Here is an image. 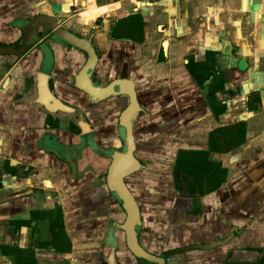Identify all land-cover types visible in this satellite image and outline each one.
I'll return each mask as SVG.
<instances>
[{
	"label": "crops",
	"instance_id": "crops-1",
	"mask_svg": "<svg viewBox=\"0 0 264 264\" xmlns=\"http://www.w3.org/2000/svg\"><path fill=\"white\" fill-rule=\"evenodd\" d=\"M44 10L92 38L101 74L132 78L152 114L135 126L137 155L154 175L139 192L160 195L155 208L144 204L143 244L178 249L173 264H258L264 257V0H0V43L12 45L19 20ZM40 62L37 47L21 56L0 54V264H31L30 251L36 264H106L108 228L123 219L99 184L106 159L83 148L78 166L73 159L65 165L58 141L46 142L43 115L15 101L18 90H29L25 77ZM242 122L244 139L230 147L240 134L225 130ZM54 132L62 144L68 139ZM178 152L208 154L222 182L199 199H165L160 179Z\"/></svg>",
	"mask_w": 264,
	"mask_h": 264
},
{
	"label": "flooded vegetation",
	"instance_id": "flooded-vegetation-1",
	"mask_svg": "<svg viewBox=\"0 0 264 264\" xmlns=\"http://www.w3.org/2000/svg\"><path fill=\"white\" fill-rule=\"evenodd\" d=\"M61 26L66 27L78 36L85 37L92 45L97 58L93 69H90V67L85 69V66L90 59V55L86 50L63 42L57 38H51V35L53 34L51 30H47L43 35H41L40 39L31 44L21 55H24L31 49L37 47L42 55V63L45 67V72L49 75L48 83L50 89L55 96L73 109H67L68 112L63 111L57 118L50 113L40 112V109H36L35 112L41 113L44 117V126L47 131V133H44V136L47 135V137H45L48 145H52L54 147L55 145L52 141L59 140V136L58 140L55 138L54 131H60L59 134L62 133L63 137L76 142H70V140L62 137L61 138L65 140H63V144L58 142V145L61 147V159L65 165L68 166L73 159L75 166H78L79 161L83 158V148H90L92 156L96 159H106V164H104L98 180H100L99 184L103 185L108 190V195L112 196L116 203L119 204L118 208H120L123 212V219L117 222L122 223L125 218L124 211L120 205V201L108 188L107 175L115 151L123 153L126 151L127 132L125 127L121 125V117L130 106L131 98L129 93L131 90L134 89L140 106L138 114L133 121V134L135 139V126L137 125L138 120L146 116L152 117V114L143 106L141 102L142 98L139 95L137 86L132 78L121 72H117L110 77H105L101 74L99 70L101 52L97 45H95L92 38L88 35L86 36L78 32H74L65 25L61 24ZM19 30L20 35L12 45L16 44L23 35L24 29L19 28ZM62 61L63 63L65 61L67 62L65 67H62ZM37 72L38 71H35L33 74L25 77L27 78L30 90L36 86ZM57 73H61V75L57 77ZM56 82H59L58 89L56 87ZM36 90H38V87ZM51 133H54V136H52ZM73 148L75 151H73ZM138 152L139 145L136 149V155ZM183 154L181 153L179 155L178 152V156L175 157L173 162L172 180L174 192L176 194L175 197L185 201L199 199V196L201 197V195L208 191L209 182H205L204 180L199 181L195 175L189 174V172H187L184 168L178 167V161L185 160L184 157L190 158V154L187 152L184 156ZM207 157L208 154H206L205 158ZM137 158L140 160L142 165L148 167L145 159L139 157L138 155ZM145 171L146 169H143L134 174H144ZM128 178H130V176ZM128 178H124V181L131 189L132 184L130 185ZM196 191L198 192V196L191 197ZM142 212L143 208L141 207L142 227L139 233L140 242L143 239L145 229V220ZM118 237L119 242L117 246V255L119 264H123V262L127 261L132 263L134 259L129 257L124 232L120 231ZM109 247L110 246L108 245L107 253L109 251ZM177 250L178 249L176 248L173 249L168 247L161 250V252L157 254L165 256L166 264H170L169 257L176 255L178 253ZM184 251L185 250H183V252ZM137 262L139 264H142V262L149 264L139 259L135 260V264H137Z\"/></svg>",
	"mask_w": 264,
	"mask_h": 264
},
{
	"label": "water",
	"instance_id": "water-1",
	"mask_svg": "<svg viewBox=\"0 0 264 264\" xmlns=\"http://www.w3.org/2000/svg\"><path fill=\"white\" fill-rule=\"evenodd\" d=\"M18 26L19 28L24 29L22 37L14 45L8 46L0 43V54L21 55L31 44L38 41L41 35H43L47 30H51L53 32L51 38H57L63 42L86 50L90 55V59L85 66V69L87 67L93 69L97 55L90 42L87 41L85 37L78 36L66 27L61 26L59 19L55 14H52L46 10L40 11L36 13V15L31 16L28 20H19ZM36 68V71H38L36 73V86L38 87V90H36V86H34L31 90H18L17 95H19V98L15 99L17 102L16 104H24L31 107L32 109H40V112H46L48 114L50 113L51 115L55 116V118L60 116L59 114L63 111L68 112L67 109H73L70 106H67L57 96H55L50 89L48 83L49 75L45 72L43 63L40 62ZM129 94L131 98L130 106L121 117V125L125 127L127 132L126 151L124 153L115 151L107 175L108 188L120 201L125 218L122 223L114 221L113 224L108 228L106 239L110 247L104 260L106 264H119L117 255L119 237L117 232L123 231L125 234V243L127 251L129 252V257L134 260L139 259L141 261H145L149 264H166L165 256L150 251L145 247L142 241L140 242L139 239V233L142 227L141 207H145L144 204H151L153 205V208H155L156 201L154 202L153 198H160V195H154V189L152 188L150 190L151 194L146 195L148 199L142 198L143 194L139 192L140 183H144V181L147 179L154 178V175H152L153 171H151V169L149 170V167L142 165L136 155L138 143L133 134V121L138 114L140 106L134 89L131 90ZM51 134L54 136V133ZM56 136L57 135L55 134V138ZM143 169H146L147 172L145 171V173L142 174L145 176V178L143 177V179L141 178L140 180V174L134 173H137ZM168 169L169 170L167 174H163L160 179L164 189L163 196L165 199H170L176 196L173 189L172 167H169ZM129 176L130 178L135 179L133 183L134 186L137 187L136 189H130L125 183L124 178H128ZM178 247H180V250L184 249L182 245Z\"/></svg>",
	"mask_w": 264,
	"mask_h": 264
},
{
	"label": "trees",
	"instance_id": "trees-1",
	"mask_svg": "<svg viewBox=\"0 0 264 264\" xmlns=\"http://www.w3.org/2000/svg\"><path fill=\"white\" fill-rule=\"evenodd\" d=\"M196 80L201 84L198 78ZM244 128H245V124L242 122L238 124L236 127H233L232 130L230 129L225 130L228 132L229 134L228 136H230L232 132L240 134L241 139L237 141H233L230 144V147H235L240 142H242V140L244 139V135H243ZM212 150H219L218 145L214 143V145L212 146ZM191 154L193 153H190V155ZM184 159L185 160L178 161V167L184 168L187 172H189V174L195 175V177L199 181L204 180L205 182H209L210 187H208V191L214 190L217 187V185H219L222 182V177L219 175L218 170H215L210 166L211 164L209 161L206 160L205 156L201 155V157L199 156L198 158L184 157ZM222 173H224V171H222ZM29 257H31L32 259L31 264H36V259H34L35 256L32 251L29 252ZM18 264H23V263L20 261L18 262ZM258 264H264V257L258 262Z\"/></svg>",
	"mask_w": 264,
	"mask_h": 264
},
{
	"label": "rangeland",
	"instance_id": "rangeland-1",
	"mask_svg": "<svg viewBox=\"0 0 264 264\" xmlns=\"http://www.w3.org/2000/svg\"><path fill=\"white\" fill-rule=\"evenodd\" d=\"M166 161H167V160H166ZM134 180H135V179L128 178V182L130 183V185L133 184V185H132V188H133V189H136L137 187L134 186V183H133ZM136 191H137V190H136ZM152 243L156 246V243H157V242L154 241V242H152ZM145 244H147V247H148V249H150V251H153V252H156V253H160V252H161L160 248L156 249L153 245L149 244V242H148V243H145ZM160 244H161V243H160ZM160 244H158V245H160ZM174 256H175V255H174ZM172 258H173L172 256L169 257V263H170V264H173V263H172ZM174 260H175V259H174ZM123 264H135V260H133L132 263H130V262L127 261V262H123ZM137 264H139V263L137 262ZM142 264H146V263H143V262H142Z\"/></svg>",
	"mask_w": 264,
	"mask_h": 264
}]
</instances>
